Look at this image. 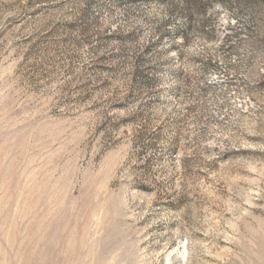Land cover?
<instances>
[{
  "label": "rangeland",
  "instance_id": "374dc122",
  "mask_svg": "<svg viewBox=\"0 0 264 264\" xmlns=\"http://www.w3.org/2000/svg\"><path fill=\"white\" fill-rule=\"evenodd\" d=\"M0 264H264V0H0Z\"/></svg>",
  "mask_w": 264,
  "mask_h": 264
},
{
  "label": "trees",
  "instance_id": "16d2710c",
  "mask_svg": "<svg viewBox=\"0 0 264 264\" xmlns=\"http://www.w3.org/2000/svg\"><path fill=\"white\" fill-rule=\"evenodd\" d=\"M185 4L189 5L192 4L193 0H184ZM190 21L194 19L193 15H189Z\"/></svg>",
  "mask_w": 264,
  "mask_h": 264
}]
</instances>
